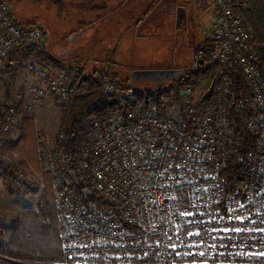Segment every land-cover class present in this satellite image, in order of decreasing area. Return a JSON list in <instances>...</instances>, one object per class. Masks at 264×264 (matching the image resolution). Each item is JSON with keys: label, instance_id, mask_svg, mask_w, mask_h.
Returning a JSON list of instances; mask_svg holds the SVG:
<instances>
[{"label": "built area", "instance_id": "built-area-1", "mask_svg": "<svg viewBox=\"0 0 264 264\" xmlns=\"http://www.w3.org/2000/svg\"><path fill=\"white\" fill-rule=\"evenodd\" d=\"M211 2L206 86L201 79L141 93L103 68L94 79L109 109L78 137L77 158L70 163L62 148L46 153L39 140L70 264H264L263 44L242 0ZM24 44L43 49L42 27L21 24L0 0V78L9 53ZM24 64L41 79L30 89L29 112L49 94L69 101L86 90L78 64L55 74L31 59ZM17 117L11 106L0 119L6 161L3 142ZM232 155L250 180L227 194L222 169ZM15 180L25 183L23 170ZM81 182L90 194L77 189Z\"/></svg>", "mask_w": 264, "mask_h": 264}, {"label": "rangeland", "instance_id": "rangeland-1", "mask_svg": "<svg viewBox=\"0 0 264 264\" xmlns=\"http://www.w3.org/2000/svg\"><path fill=\"white\" fill-rule=\"evenodd\" d=\"M6 1L11 5L14 15L21 24L42 27L46 46L36 53L35 58L21 57L18 50L21 47L16 48L13 58L20 63H13L10 66L12 71H9L6 61L0 78V108L14 106L18 112L17 124L5 136L3 142V149L11 157V161H6L0 156V245H5L14 226L10 225L13 217L8 216L6 211L13 210L11 214L19 211L20 214L25 208H37L44 199L42 174L36 172L26 151V119L29 116L34 119L40 133L39 140L48 153L54 149L56 134L66 117L59 104L68 103V100L49 94L43 97L34 111L29 112L27 102L30 95L28 99L26 91L28 89L30 91L31 87L37 84L35 80L37 75L26 67L25 60L31 59L44 66L43 51L46 49L48 54L50 52L58 58L68 54L74 55L76 60L69 67L76 64L81 67L85 92L88 87L95 86L92 81L97 74L104 72L103 68L127 86L130 84H126L124 80L129 78L135 69L178 67L188 71L195 64V50L209 39L208 30L216 9L213 4L209 5L207 0H175L166 12L148 21L145 19L148 10L150 7L158 8L159 0ZM194 3H200L201 8L198 11L195 10ZM124 4L127 6L122 8ZM180 7L185 10V19L178 21L177 12ZM245 7L243 3V8ZM200 10L206 11L200 15ZM111 12H114L113 15L107 17L106 15ZM55 67L52 65L51 74L56 73ZM202 79L203 85L206 86L208 78L204 75ZM39 80L41 83L40 78ZM178 83L172 80L159 86L146 84L151 89L136 90L156 94L162 89L166 92L172 91ZM26 87L27 90H24ZM20 88L25 91L21 97ZM14 135H17L19 143L15 151H9L8 138ZM20 170L24 171L26 180L25 183L18 185L15 177ZM22 187L23 189H20ZM10 190L15 193L12 194ZM0 264H70V262L28 261L15 256L0 255Z\"/></svg>", "mask_w": 264, "mask_h": 264}, {"label": "trees", "instance_id": "trees-1", "mask_svg": "<svg viewBox=\"0 0 264 264\" xmlns=\"http://www.w3.org/2000/svg\"><path fill=\"white\" fill-rule=\"evenodd\" d=\"M242 1L246 5L245 8H242V12L263 44L260 48V57L264 71V0ZM23 47L31 48L27 44H24ZM35 50L39 51L38 49ZM15 51L16 49L9 53L7 63L9 71H12L10 66L14 63ZM210 52L211 42L208 39L195 50L193 68L185 71V74L175 81L197 86L210 64ZM124 81L136 89L131 85L130 77ZM92 84L95 86L88 87L86 92L71 96L67 104H59L62 106L66 117L56 134L54 150L64 149L68 154L70 163L78 156V137L94 125L92 116L106 114L109 109L100 85L95 80L92 81ZM137 89L147 90L151 88L146 84H142ZM6 109L4 107L0 108V119H2ZM26 120V151L36 172L42 174L44 199L37 208H25L21 211L5 245H0V255L15 256L28 261L65 263L66 260L59 238L53 178L49 171L45 170L44 158L39 153L40 137L34 119L29 116ZM222 177L225 180L227 194L236 190L243 192L245 185L250 180L249 175L243 170L235 155H232L226 162L222 169ZM85 187L91 189L89 185L82 182L77 185L79 191H82ZM20 189H23V187ZM11 193L14 194L15 192L12 190Z\"/></svg>", "mask_w": 264, "mask_h": 264}, {"label": "water", "instance_id": "water-1", "mask_svg": "<svg viewBox=\"0 0 264 264\" xmlns=\"http://www.w3.org/2000/svg\"><path fill=\"white\" fill-rule=\"evenodd\" d=\"M178 21L185 19V10L180 7L177 12ZM185 74L184 69L177 68H158V69H135L130 74L131 85L136 89L143 83L146 84V80H151L155 85H164L172 80L179 79ZM72 180L78 183V178L73 170L69 171ZM86 195L90 194L89 189H84Z\"/></svg>", "mask_w": 264, "mask_h": 264}, {"label": "crops", "instance_id": "crops-1", "mask_svg": "<svg viewBox=\"0 0 264 264\" xmlns=\"http://www.w3.org/2000/svg\"><path fill=\"white\" fill-rule=\"evenodd\" d=\"M127 6V5H126ZM114 13V12H113ZM113 13L111 12V13H108V15H106L107 17L110 15H113ZM19 50V55L21 56V57H29V58H35L36 57V53H39V52H37L36 50H35V48H33V47H31V48H25V47H21L20 49H18ZM43 54H45L43 57H44V66L49 70V72H53V70H52V65H55L56 67H55V69L57 68V71H56V73L58 72V71H60V70H62V69H66V68H68L71 64H72V62L73 61H75L76 60V57H74V55H72V54H68V55H66L65 57H60V58H58V57H56L55 55H53V54H50V52H49V54H48V50L46 49V50H44L43 51ZM42 57V58H43ZM58 60V61H57ZM15 61V60H14ZM15 64V63H14ZM35 80H36V82H37V84H39L40 83V80H39V78L36 76L35 77ZM39 81V82H38ZM36 84V85H37ZM24 90H27V87L24 89ZM19 96L21 97L22 96V94H24V92L25 91H22V88H20V90H19ZM26 93H27V95H28V99H29V95H30V91H29V89H28V91H26ZM18 103H19V105H21L20 104V99H18ZM28 103V102H27ZM16 107H18L17 105H15ZM16 122L14 123V125H13V127L12 128H14V126H16ZM39 135H40V133H39ZM9 140H8V149H9V151H15V147H16V145L19 143V139L17 138V135H14V136H12L11 138H8ZM12 144V145H10V144ZM10 146H12V147H10ZM17 148V147H16ZM17 156H19V154H17ZM6 211V210H5ZM6 213H7V215L8 216H11V217H13V221L12 222H10V225H14V223H15V221H16V218L18 217V214H19V211H17V212H15L14 214H11V213H13V210L10 212V211H6ZM9 218V217H8Z\"/></svg>", "mask_w": 264, "mask_h": 264}, {"label": "flooded vegetation", "instance_id": "flooded-vegetation-1", "mask_svg": "<svg viewBox=\"0 0 264 264\" xmlns=\"http://www.w3.org/2000/svg\"><path fill=\"white\" fill-rule=\"evenodd\" d=\"M128 1H130V0H127L126 2H128ZM207 1H208L209 5H212L211 0H207ZM157 3H160V6L158 8H153V7L151 8L150 7V9L148 10L147 16L145 18L148 21H152L154 18H157V16H159L163 12H166L167 8H169V6L171 4L175 3V0H159V2H157ZM125 7H126V4L122 5V8H125ZM194 7H195V10L198 11V9L201 8V5H200V3H194ZM117 10H116V12H117ZM205 11L206 10H200L199 11L200 15H202ZM77 35H79V34H77ZM171 68L181 69L178 67H171ZM145 83L154 86V84L151 80H146ZM155 86H159V85H155Z\"/></svg>", "mask_w": 264, "mask_h": 264}, {"label": "snow or ice", "instance_id": "snow-or-ice-1", "mask_svg": "<svg viewBox=\"0 0 264 264\" xmlns=\"http://www.w3.org/2000/svg\"><path fill=\"white\" fill-rule=\"evenodd\" d=\"M184 215H189V213H184ZM236 230L239 231L240 229H236ZM261 231H264V229H261ZM188 235L191 236V235H194V234L190 232ZM201 255H202V253H201Z\"/></svg>", "mask_w": 264, "mask_h": 264}]
</instances>
